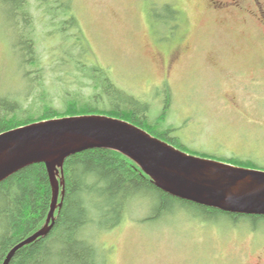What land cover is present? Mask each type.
<instances>
[{
  "label": "rangeland",
  "instance_id": "obj_1",
  "mask_svg": "<svg viewBox=\"0 0 264 264\" xmlns=\"http://www.w3.org/2000/svg\"><path fill=\"white\" fill-rule=\"evenodd\" d=\"M62 1L76 23L59 33L44 10L50 1L28 0L30 13L22 20L33 22L26 33L38 65L23 73L0 0V97L36 114L44 103L61 108L65 98L90 100L102 90L69 59L76 57L86 72L100 68L148 107L149 118L167 106L164 128L174 130L177 148L240 165L238 159L250 160L264 170V24L257 15L213 10L209 0ZM165 5L176 11L168 23L162 22ZM76 33L81 56L72 47ZM173 55L179 56L172 61ZM152 202L130 199L120 225L86 232L106 264H264V222L207 219L185 209L149 220Z\"/></svg>",
  "mask_w": 264,
  "mask_h": 264
},
{
  "label": "trees",
  "instance_id": "obj_2",
  "mask_svg": "<svg viewBox=\"0 0 264 264\" xmlns=\"http://www.w3.org/2000/svg\"><path fill=\"white\" fill-rule=\"evenodd\" d=\"M45 1L40 0L42 6ZM49 1L50 6L44 10L50 16V23L57 27V32L62 33L68 25L70 28L71 24L76 23L74 17L67 15L68 6L62 0ZM1 3L15 30L14 51L25 73L26 66L38 65L36 45L30 34L26 33V29L31 30L33 22L22 20L30 13L28 0H1ZM163 12L162 22L168 23L173 17L176 19V11L169 5H165ZM61 16L62 21L54 24L53 19ZM73 37L72 47L81 56L84 46L77 33ZM74 41L77 43L74 44ZM69 59L85 77L95 81L93 87L102 91L94 92L90 100L65 98L66 104L61 108L44 103L39 114L21 111L17 101L12 102L15 100L8 95L0 97V133L57 117L116 114L115 117L131 121L154 136L173 145H181L171 135L174 130L164 128L168 119L167 106L161 115L151 119L146 111L149 108L117 88L100 68L93 67L86 72L79 58L71 56ZM99 74L104 76L97 77ZM232 160L223 161L240 165ZM237 162L245 164L241 166L253 167L250 160L238 159ZM61 176L64 180L61 187L64 193L59 196L62 206L55 211L52 228L45 236L18 249L8 264H106L101 250L86 232H98L99 229L110 231L120 225L126 203L135 198L146 197L153 201L149 220L161 219L169 213L185 209L207 219H219L220 215L234 222L240 219L254 225L264 222V215L226 212L178 198L156 186L150 176L129 157L112 149L91 148L71 155L64 163ZM52 197L53 189L44 163L31 164L0 182V264L15 245L44 226Z\"/></svg>",
  "mask_w": 264,
  "mask_h": 264
},
{
  "label": "water",
  "instance_id": "obj_3",
  "mask_svg": "<svg viewBox=\"0 0 264 264\" xmlns=\"http://www.w3.org/2000/svg\"><path fill=\"white\" fill-rule=\"evenodd\" d=\"M91 148H107L129 157L162 190L184 200L232 213L264 215V170L187 153L133 122L86 114L33 122L0 133V182L35 163H44L53 189L42 228L15 245L45 236L55 221L66 159ZM64 190H62V194Z\"/></svg>",
  "mask_w": 264,
  "mask_h": 264
},
{
  "label": "flooded vegetation",
  "instance_id": "obj_4",
  "mask_svg": "<svg viewBox=\"0 0 264 264\" xmlns=\"http://www.w3.org/2000/svg\"><path fill=\"white\" fill-rule=\"evenodd\" d=\"M209 2L212 5L213 10H218V8L244 10L243 8H245L246 12L257 15L259 20L264 24V0H209ZM177 56L179 55H173L171 60L173 61V59L177 58ZM167 82L164 80L161 83V85L165 88V103H168L171 100L170 88L168 85V87H166V85L164 86V83L167 84Z\"/></svg>",
  "mask_w": 264,
  "mask_h": 264
}]
</instances>
